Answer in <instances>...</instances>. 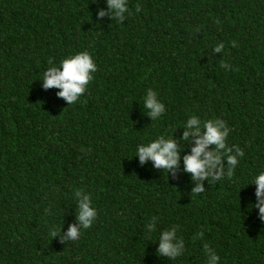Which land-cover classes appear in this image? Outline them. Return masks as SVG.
I'll use <instances>...</instances> for the list:
<instances>
[{"label":"trees","instance_id":"16d2710c","mask_svg":"<svg viewBox=\"0 0 264 264\" xmlns=\"http://www.w3.org/2000/svg\"><path fill=\"white\" fill-rule=\"evenodd\" d=\"M128 3L118 22L99 17L106 0H0V264H204L205 244L220 264H264V220L249 207L264 170V0ZM83 50L98 69L69 105L40 78L50 60ZM149 88L166 106L156 121L143 104ZM192 115L227 121L228 144L244 151L231 178H206L199 194L182 159L166 173L135 155L171 133L181 156L190 152ZM77 190L97 218L72 241ZM151 217V238L179 225L181 257L157 254Z\"/></svg>","mask_w":264,"mask_h":264},{"label":"clouds","instance_id":"9594fccd","mask_svg":"<svg viewBox=\"0 0 264 264\" xmlns=\"http://www.w3.org/2000/svg\"><path fill=\"white\" fill-rule=\"evenodd\" d=\"M106 3L107 9H99V17L109 14L116 21L123 22L126 16L131 15L128 0H106ZM136 11H140L139 5H137ZM232 43L233 46H236L235 41ZM224 47L223 42L217 43L213 51L221 52ZM220 66L225 70H229L230 67L224 60H221ZM97 69L98 65L93 54L83 50L62 58L58 63L50 60L49 67L43 72L40 79L43 80L45 89L59 88L60 91L57 95L65 98L68 104L72 105L77 103L86 92L87 86L93 80V74L96 73ZM143 104L153 121L160 119L166 112L165 104L152 88H149L143 96ZM183 126L185 131L182 139L191 142L190 138L195 135V145L190 152L181 156L179 141L173 138L172 133L162 134L146 143L137 144L135 155L139 156L141 165L151 160L155 168H163L168 173L170 170L177 169L182 159L184 171L192 174L193 181H199L192 188V192L196 194L204 191L203 181L206 178L209 179V182L222 179L225 176L231 178L239 163V158L244 156V151L238 145L228 144L227 139L231 129L227 121L221 118L201 120L199 116L192 115L183 123ZM210 145L214 147L209 148ZM225 159L227 160V167L223 163ZM251 182L256 185V201L249 207L257 208L260 218L264 220V170L258 171L252 177ZM75 196L78 204L77 220L80 222V226L76 224L70 226L65 237L71 238L72 241L78 240L82 230L90 228L97 218V209L93 204L91 194L77 190ZM146 228L150 239L159 241L157 248L159 256H168L176 260L184 254V239L177 236L179 225L160 230L155 238H151V234L157 229V217H151ZM50 234L55 237L58 230L53 228ZM203 234V231L199 232L200 236ZM204 255L206 257L204 264H220L219 254L208 244L204 246Z\"/></svg>","mask_w":264,"mask_h":264}]
</instances>
